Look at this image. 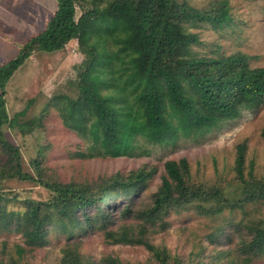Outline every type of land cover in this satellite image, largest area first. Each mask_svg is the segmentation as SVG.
Instances as JSON below:
<instances>
[{"label": "trees", "instance_id": "trees-1", "mask_svg": "<svg viewBox=\"0 0 264 264\" xmlns=\"http://www.w3.org/2000/svg\"><path fill=\"white\" fill-rule=\"evenodd\" d=\"M57 1L46 28L0 65V141L16 156L19 175L34 178L22 171L20 149L4 140V126H14L24 114L20 111L13 118L9 116L6 85L36 50L59 51L76 40L88 57L78 72V96L61 98L67 99L65 124L90 137L94 142L92 150L99 154L104 150L113 156L121 155L138 134L155 143H166L180 135H203L264 104V66L251 67L243 54L219 58L192 56V45L201 40L199 33L189 31L188 26L227 25L232 19L228 0H220L210 9L196 8L188 0ZM77 5L84 8L79 17ZM116 62L126 72L125 82L113 80V88L106 91L111 83L105 78V68ZM128 89L137 101V109L128 103ZM29 126L31 130L33 126ZM261 134L264 138V127ZM246 152L247 143L238 144L235 171L240 193L236 198L227 196L218 183L210 186L194 180L187 158L168 160L161 186L151 194L147 207L137 213L133 206L147 188L153 175L151 170L117 174L101 185L41 181L56 193L54 201L30 202L17 216L8 211L3 202L6 195L0 193V233L20 231L24 242L17 249L22 254L45 246L49 225L60 223L63 228L69 224L87 229L95 226L92 223L96 216L101 217L100 226L108 239L144 245L155 264H205L202 260L182 259L166 246L149 240L147 225H155L172 211L195 209L213 216L225 209L246 208L249 202H264V176L258 177L253 165L246 173ZM110 191L113 193L106 194ZM118 197L133 200L123 213L133 212L137 217L135 223L120 226L121 231L109 228L113 211L120 205ZM106 199L114 201L107 203V209L102 207V200ZM51 207L53 210L48 211ZM243 230L245 239L238 247L236 259L253 264L264 255V221L236 223L230 242ZM223 233L224 228H218L207 238L217 242ZM6 248L3 243L0 252L6 253ZM64 258L62 264H126L111 255L98 262L84 259L77 249L68 251ZM4 262L5 257L1 256L0 264Z\"/></svg>", "mask_w": 264, "mask_h": 264}, {"label": "rangeland", "instance_id": "rangeland-1", "mask_svg": "<svg viewBox=\"0 0 264 264\" xmlns=\"http://www.w3.org/2000/svg\"><path fill=\"white\" fill-rule=\"evenodd\" d=\"M6 1L1 2L4 8L10 3ZM188 1L196 8L210 9L220 0ZM228 1L232 19L227 25L221 28H214L209 23L188 26L189 31L199 33L201 40L192 45V56L219 58L243 54L247 56L251 67H263L264 0ZM52 2H55L56 10L58 1ZM16 6L21 12L26 10L30 14L31 11L35 15L26 19L28 22L33 21L32 26H23L29 37L33 33L31 27H35L33 24L41 29L53 15L50 11L48 16H37L36 6L23 2ZM83 9L77 5L76 17H79ZM6 29L9 27L3 23L0 35L5 36ZM19 51L18 47H0V64ZM87 59L76 40H71L59 51L36 50L6 85L9 116L13 118L20 111H24V114L19 116L14 126H4V140L20 149L23 173L34 175V178L19 175L20 166L16 156L0 141V193L6 195L3 202H6L8 211L15 216L22 214L30 202L54 201L56 193L41 181L101 185L117 174L125 176L139 169L151 170L153 175L148 180L147 188L133 206L137 213L147 207L151 194L161 186L166 174V162L182 158L188 159L194 180L210 186L218 183L227 196L236 198L240 187L235 160L237 146L242 142L247 143L246 173H249L253 165L254 173L258 177L264 176V138L261 134L264 127V104L244 111L237 119L223 123L203 135H180L166 143H155L143 134H138L131 141L130 147L119 156L104 150L103 154L93 151L94 142L90 137L65 124L67 99L61 98L78 96L76 80ZM117 63L105 68V78L111 83L105 87L106 91L113 88V80L120 84L125 82L126 72ZM127 92L130 107L137 109V101L131 90ZM29 124L33 126L31 130ZM112 193L110 191L106 194ZM111 201L102 200V207L107 209V203ZM132 201L117 198L120 205L113 211L110 229L121 231L120 226L125 223H135L136 213H123ZM101 220V217L94 216L92 224L95 226L87 229L69 224L63 228L60 223L49 225L45 246L22 254L17 249V245H23L24 242L22 233L18 230L2 232L0 249L3 243L7 244V248L6 253L0 252V257H5L3 264H62L66 253L77 249L84 259L94 262L111 255L120 257L126 264H155L144 245L124 244L108 239L101 229ZM252 220L264 221V202H249L246 208L225 209L213 216L200 214L195 209L172 211L155 225H147V238L157 245L166 246L173 255L182 259L202 260L205 264H243L236 258L246 230L236 233L232 242L230 234L236 223L247 225ZM218 228H224L220 240L209 241V233ZM220 257L223 258L218 261ZM253 264H264V255L256 258Z\"/></svg>", "mask_w": 264, "mask_h": 264}, {"label": "crops", "instance_id": "crops-1", "mask_svg": "<svg viewBox=\"0 0 264 264\" xmlns=\"http://www.w3.org/2000/svg\"><path fill=\"white\" fill-rule=\"evenodd\" d=\"M3 0H0V28L3 27V23L9 27V29L5 31V36L0 35V47L6 48V49H13L15 47L22 48L24 44L34 35L39 33L41 30L46 28L49 19L45 22V25L38 29L37 25L33 24L35 27H31L33 30V33L31 36H26L27 31L25 32L23 30V26H32V22H28L26 19L28 17H35L34 13L30 11L27 12L24 10L21 12V10H17V3L23 2L27 3V5L31 4L32 6H36L37 9V16H41V14L47 15V14H54V8H55V2H52L54 0H7L6 2H10L4 6L2 5ZM54 3V4H53ZM10 4V6H8ZM51 11V12H50ZM48 16V15H47ZM36 21V20H34ZM12 27H16V29H12ZM3 30V29H2ZM24 39V40H23ZM18 53L14 54L10 58H8L6 61H3L0 65L6 63L10 59H12L14 56H16Z\"/></svg>", "mask_w": 264, "mask_h": 264}]
</instances>
